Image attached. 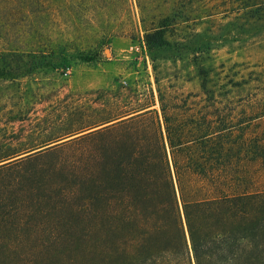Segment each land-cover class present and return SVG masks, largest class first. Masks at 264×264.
Listing matches in <instances>:
<instances>
[{
  "label": "rangeland",
  "instance_id": "obj_1",
  "mask_svg": "<svg viewBox=\"0 0 264 264\" xmlns=\"http://www.w3.org/2000/svg\"><path fill=\"white\" fill-rule=\"evenodd\" d=\"M173 4L12 0L0 6V67L6 61L19 69L0 71V148L59 140L0 175V185L18 193L26 219L10 232L21 241L5 246L49 253L100 246V205L89 198L93 190L99 194L90 177L104 137L69 141L81 123L117 111L124 100L135 107L154 95L158 103L159 90L224 94L230 82H244L236 95H264V10L218 14L199 3L183 13ZM11 53L19 57L4 58Z\"/></svg>",
  "mask_w": 264,
  "mask_h": 264
},
{
  "label": "trees",
  "instance_id": "obj_2",
  "mask_svg": "<svg viewBox=\"0 0 264 264\" xmlns=\"http://www.w3.org/2000/svg\"><path fill=\"white\" fill-rule=\"evenodd\" d=\"M199 3L218 14L264 10V0H174L173 6L184 13ZM11 54L4 58L19 57ZM242 84L230 82L224 94L159 90L158 103L154 95L135 107L124 100L117 111L81 123L69 141L104 137L90 177L99 194L93 190L89 198L100 205V246L53 253L5 246L21 241L10 232L26 219L18 193L0 185V264H264V95H236ZM56 141L0 148V175Z\"/></svg>",
  "mask_w": 264,
  "mask_h": 264
}]
</instances>
